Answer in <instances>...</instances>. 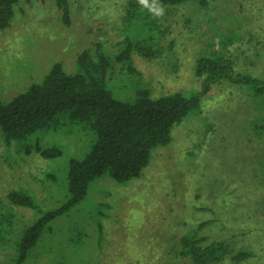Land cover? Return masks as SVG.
Returning a JSON list of instances; mask_svg holds the SVG:
<instances>
[{
  "label": "rangeland",
  "instance_id": "374dc122",
  "mask_svg": "<svg viewBox=\"0 0 264 264\" xmlns=\"http://www.w3.org/2000/svg\"><path fill=\"white\" fill-rule=\"evenodd\" d=\"M66 1V8L56 0L15 5L10 25L0 30V100L40 82L56 62L74 72L78 53L98 43L110 56L108 85L123 100L141 88L153 97L201 93L194 65L213 51L233 60L234 73L264 78V0L152 7L162 31L152 56L132 55L134 74L113 69L115 54L124 38L142 39L146 18H124L123 0ZM227 35L233 38L225 48ZM209 86L200 109L174 125L168 145L152 149L138 178L94 179L84 200L51 223L26 264H193L178 254L180 237L193 231L251 253L237 264H264V96L226 77ZM93 139L89 130L69 125L8 146L0 129V215L14 216L13 232L0 243V264H12L21 231L39 216L13 205L8 192L24 188L43 210L57 207L67 194L70 159L82 158ZM36 141L61 147L62 155L26 153Z\"/></svg>",
  "mask_w": 264,
  "mask_h": 264
},
{
  "label": "trees",
  "instance_id": "16d2710c",
  "mask_svg": "<svg viewBox=\"0 0 264 264\" xmlns=\"http://www.w3.org/2000/svg\"><path fill=\"white\" fill-rule=\"evenodd\" d=\"M18 1L0 0V30L10 25ZM192 1L147 0L146 4H142L140 0H123L120 5H124V18L143 16L148 24H145L142 39H123L122 48L115 54L117 62L113 69L117 67L127 74H134L136 69L132 55L137 53L150 57L156 52L155 36L162 30L152 7L180 6ZM56 2L59 7L66 8V0ZM63 18L69 19L68 11H65ZM111 28L114 29L113 26ZM112 32L115 38L116 30ZM232 38V35H227L222 45L227 48ZM76 64L74 72H67L60 62H56L40 82L31 84L7 102L0 100V129L8 146L13 141L27 139L38 132L57 131L61 126L69 125H79L94 136L82 158L70 159L64 181L67 194L57 207L43 210L35 197L24 188L8 192L7 197L13 205L39 212V216L21 231L12 264H26L43 233L57 217L84 200L94 179L109 174L116 182L123 184L138 178L148 166L152 149L168 145L174 125L200 109L201 96L208 92L210 84L226 77L230 83L245 86L254 97L264 96V78L234 73L233 60L222 51H213L209 57L201 56L196 60L194 74L198 81L201 80L202 90L190 96L182 91H174L153 97L149 89L141 88L136 90L133 99L118 98L108 85L110 56L100 43L80 51ZM32 151L44 158L62 155L61 147L44 148L38 141L25 147L26 153ZM13 220L11 213L0 215V243L13 232ZM179 247L178 254L193 264L227 259L237 264L251 257L250 252L234 251L223 241L210 242L197 231L183 234Z\"/></svg>",
  "mask_w": 264,
  "mask_h": 264
},
{
  "label": "clouds",
  "instance_id": "9594fccd",
  "mask_svg": "<svg viewBox=\"0 0 264 264\" xmlns=\"http://www.w3.org/2000/svg\"><path fill=\"white\" fill-rule=\"evenodd\" d=\"M142 4H146L147 0H140Z\"/></svg>",
  "mask_w": 264,
  "mask_h": 264
}]
</instances>
